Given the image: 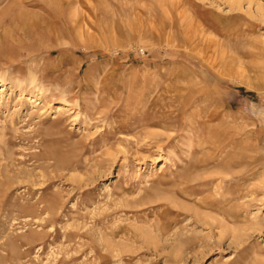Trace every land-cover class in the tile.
I'll use <instances>...</instances> for the list:
<instances>
[{
  "label": "rangeland",
  "instance_id": "1",
  "mask_svg": "<svg viewBox=\"0 0 264 264\" xmlns=\"http://www.w3.org/2000/svg\"><path fill=\"white\" fill-rule=\"evenodd\" d=\"M0 264H264V0H0Z\"/></svg>",
  "mask_w": 264,
  "mask_h": 264
},
{
  "label": "bare ground",
  "instance_id": "2",
  "mask_svg": "<svg viewBox=\"0 0 264 264\" xmlns=\"http://www.w3.org/2000/svg\"><path fill=\"white\" fill-rule=\"evenodd\" d=\"M211 218V217H210ZM214 219V218H213ZM216 221V220H215ZM222 227H224V224H221ZM4 246V245H3ZM15 246V245H14ZM11 247V246H10Z\"/></svg>",
  "mask_w": 264,
  "mask_h": 264
}]
</instances>
